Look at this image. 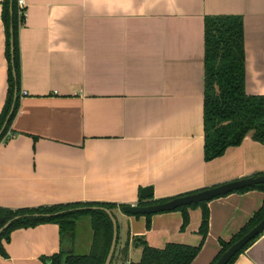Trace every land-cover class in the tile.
<instances>
[{"label": "crops", "instance_id": "0c3cea01", "mask_svg": "<svg viewBox=\"0 0 264 264\" xmlns=\"http://www.w3.org/2000/svg\"><path fill=\"white\" fill-rule=\"evenodd\" d=\"M18 31L19 107L10 140L0 144V208L78 203L137 205L264 175V145L252 134L204 160V19L243 21L245 93L264 97V0H23ZM0 0V113L7 96ZM25 95V96H22ZM264 194L233 193L210 201L208 234L191 264H212L221 247L254 216ZM125 264L151 248L198 247L201 208L127 216L114 211ZM149 225V228H147ZM77 222L72 251L84 254ZM90 227V225H89ZM59 227L13 231L0 264H47L58 254ZM234 264H264V233Z\"/></svg>", "mask_w": 264, "mask_h": 264}, {"label": "trees", "instance_id": "16d2710c", "mask_svg": "<svg viewBox=\"0 0 264 264\" xmlns=\"http://www.w3.org/2000/svg\"><path fill=\"white\" fill-rule=\"evenodd\" d=\"M17 1L3 0L2 2L1 19L5 30L4 55L7 62V96L0 113V144L10 140V134H12L10 127L19 107L20 53L18 31L25 22L24 13L26 9L20 11ZM203 126L205 162L221 157L228 148L239 146L249 134H252V139L255 142L264 145V97L248 96L245 93L244 31L241 17L214 16L204 19ZM250 190H258L264 194V185H257L234 193H244ZM167 200L170 199L146 201L141 199L139 194L138 205L147 206ZM207 204L205 202L175 210L182 214L181 230H184L189 223L188 210L201 208L202 221L198 233L202 237V242L198 247L167 244L162 249H155L149 247L143 239L136 238L133 245L141 248V257L138 262L129 264H191L208 234L209 212ZM124 206L78 203L22 210L0 208V229L14 218H19L0 234V256L6 257L4 244L8 242L13 231L34 228L44 224L57 225L61 243L68 241L71 244L74 240L78 220L82 217H88L91 230V244L88 253L75 255L73 251L67 253L61 250L45 261L47 264H104L113 237L112 223L105 210L111 212L115 218L114 211L117 209L122 211ZM151 216L153 215L145 217L149 219ZM263 218L264 200L259 211L230 241L220 242L221 249L212 264H215L232 244L258 225ZM260 236L246 245L228 264H234L235 260ZM127 255L128 243L120 251L115 248L111 264H125Z\"/></svg>", "mask_w": 264, "mask_h": 264}, {"label": "water", "instance_id": "95a60500", "mask_svg": "<svg viewBox=\"0 0 264 264\" xmlns=\"http://www.w3.org/2000/svg\"><path fill=\"white\" fill-rule=\"evenodd\" d=\"M257 185H264V175H258L256 177H248L219 185L216 187L204 189L192 194L179 196L167 200L165 202L151 204L147 206L137 205H126L122 209V213L127 216H150L156 214H162L167 212H172L183 207H189L191 205H197L201 203H209L210 201L238 192L247 188H253ZM152 196L151 188L142 189L140 192V198L143 200L150 199ZM105 213L109 216L112 227H113V237L110 246L109 253L107 255L106 261L104 264H111V260L116 248L117 238H118V228L116 219L113 217L111 212L105 210ZM16 217L12 221L6 223L1 229L0 234L6 230L13 221L18 220ZM264 233V218L262 221L251 229L246 235H244L237 242L232 244L217 260L215 264H228V262L237 255L246 245L253 241L256 237ZM65 247H62L61 250L67 253L72 252V245L69 243H63Z\"/></svg>", "mask_w": 264, "mask_h": 264}, {"label": "rangeland", "instance_id": "374dc122", "mask_svg": "<svg viewBox=\"0 0 264 264\" xmlns=\"http://www.w3.org/2000/svg\"><path fill=\"white\" fill-rule=\"evenodd\" d=\"M78 222H80L82 225L81 226V233H82V237L85 238V235H86L85 231H88V232L90 231L88 217H82L78 220ZM121 241H122V237L119 238V242H118L119 246L121 244ZM64 243L66 244V243H68V241H64ZM73 253L75 255H82V254H84V251L82 250V247L79 246L78 248L74 249ZM136 262H138V261H133V263H136Z\"/></svg>", "mask_w": 264, "mask_h": 264}, {"label": "built area", "instance_id": "2783aa9c", "mask_svg": "<svg viewBox=\"0 0 264 264\" xmlns=\"http://www.w3.org/2000/svg\"><path fill=\"white\" fill-rule=\"evenodd\" d=\"M17 5H18V9L20 11H22L23 9H25V4H24V1L23 0H18L17 1ZM24 16L26 18V12L24 13ZM22 96H25V95H22Z\"/></svg>", "mask_w": 264, "mask_h": 264}]
</instances>
